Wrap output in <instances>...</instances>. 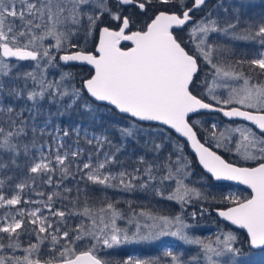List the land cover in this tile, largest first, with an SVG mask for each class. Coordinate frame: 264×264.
<instances>
[{
	"label": "snow or ice",
	"instance_id": "6c2138e0",
	"mask_svg": "<svg viewBox=\"0 0 264 264\" xmlns=\"http://www.w3.org/2000/svg\"><path fill=\"white\" fill-rule=\"evenodd\" d=\"M245 244L264 250V0H0V264H242Z\"/></svg>",
	"mask_w": 264,
	"mask_h": 264
},
{
	"label": "trees",
	"instance_id": "16d2710c",
	"mask_svg": "<svg viewBox=\"0 0 264 264\" xmlns=\"http://www.w3.org/2000/svg\"><path fill=\"white\" fill-rule=\"evenodd\" d=\"M257 4H259L260 2L255 1ZM262 9L260 7L256 8V12L259 13ZM240 47L242 48H255L256 45H240ZM74 72L78 73L79 75H83V76H87L89 75V73L92 71L88 66L86 65H78L73 69ZM209 119H219L220 121H225L224 119H222L218 114L212 113L209 115ZM101 120L105 123H109V122H114V121H121V117L117 114H104L101 116ZM83 122L85 124L88 123L87 119L85 118L83 120ZM122 122V121H121ZM189 151V150H188ZM218 152H220L221 155H223L226 159H230L231 156L229 155V153L226 152H222L221 150H217ZM190 155H192L189 152ZM193 156V155H192ZM194 159V156H193ZM203 171L200 169V167L197 165L196 167V173L197 175L201 174ZM214 185H216L215 187L212 188V192L214 194L218 193L219 191L223 190V191H227L228 189H234L235 192H239L241 195H248L249 191L241 188V187H234L229 183L226 182H222V186L220 184H217L216 182H212ZM119 195V194H118ZM123 198H127V199H132L131 196H126V197H122ZM137 199L143 203L146 202L145 198L143 196H139L137 197ZM135 206V205H134ZM161 207H164V203H161L160 205ZM119 207L126 209V205L121 203L119 205ZM173 210H178V206L176 205H171ZM216 219L215 213L213 212L211 216H206L202 221H201V226L197 229V233L202 235V236H206L204 235V232L206 230H211V229H216L217 225L214 223V220ZM221 227L223 225H220ZM241 239H244V235L243 233H241ZM134 249L136 250V252L138 253V255L141 258H149V257H157L160 256L162 254L160 245H158L157 242H154L152 244H136L135 246H126L124 249V252L122 253V255H128L129 250ZM258 250H253V249H248L247 245H244V254H249V253H257ZM255 264H264V257H262V259H258L256 261Z\"/></svg>",
	"mask_w": 264,
	"mask_h": 264
},
{
	"label": "rangeland",
	"instance_id": "374dc122",
	"mask_svg": "<svg viewBox=\"0 0 264 264\" xmlns=\"http://www.w3.org/2000/svg\"><path fill=\"white\" fill-rule=\"evenodd\" d=\"M257 2H260V0H255ZM228 191H232V192H235L234 189H228L226 192ZM216 231V229H211V230H206L204 232V235L206 236H210L212 235L214 232ZM158 243V245H160V248H161V251L163 252V250L166 248V247H173L175 246L176 244H178L179 242L173 240L172 238L170 237H165L163 238L162 240L160 241H156ZM136 244H133V245H128V246H135ZM128 255H131V256H138V253L136 252V250L134 249H131L129 250V253ZM262 257H264V250H258L257 253H249V254H244V256L242 257V264H255L256 261L258 259H262ZM141 258V257H140Z\"/></svg>",
	"mask_w": 264,
	"mask_h": 264
},
{
	"label": "water",
	"instance_id": "95a60500",
	"mask_svg": "<svg viewBox=\"0 0 264 264\" xmlns=\"http://www.w3.org/2000/svg\"><path fill=\"white\" fill-rule=\"evenodd\" d=\"M87 66V65H86ZM89 68H90V66H88ZM91 69V68H90ZM92 70V69H91ZM215 114H217V113H215ZM222 119H224V120H227V118H224V117H222L220 114H218ZM189 152L191 153V150L189 149ZM192 154V153H191ZM193 156H194V154H192ZM201 169V168H200ZM202 170V169H201ZM203 171V170H202ZM226 183H229V184H231L232 186H234V187H241V188H244V189H246V190H248L249 192H250V190L249 189H247L245 186H243V185H237L235 182H226ZM215 213V212H214ZM255 250H259V249H255Z\"/></svg>",
	"mask_w": 264,
	"mask_h": 264
}]
</instances>
